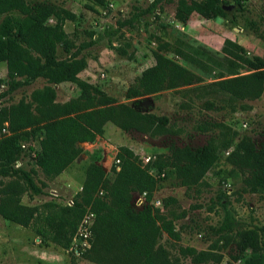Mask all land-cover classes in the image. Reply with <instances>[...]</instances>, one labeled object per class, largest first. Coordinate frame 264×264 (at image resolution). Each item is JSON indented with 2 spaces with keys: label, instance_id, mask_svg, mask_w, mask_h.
I'll use <instances>...</instances> for the list:
<instances>
[{
  "label": "trees",
  "instance_id": "16d2710c",
  "mask_svg": "<svg viewBox=\"0 0 264 264\" xmlns=\"http://www.w3.org/2000/svg\"><path fill=\"white\" fill-rule=\"evenodd\" d=\"M92 1L102 7L109 0ZM172 1L152 0L129 18L117 22L131 28L137 23L149 24L148 18L159 20L164 4ZM244 1L235 0L239 7L235 9L234 5L233 10L226 11L225 0H178L175 18L186 23L194 13L206 19L227 17L230 12L245 11ZM87 6L98 11L94 4ZM51 18L55 22L50 23ZM78 18L76 12L49 0H0V63L7 64V92L39 79L46 82L33 90L29 99L0 106V125L6 124L8 129L0 138V176L10 178L0 185V215L32 227L42 241L68 249L81 219L91 208L96 221L91 247L83 256L94 263L183 264V259L188 257L194 263L205 262L210 258L208 251L180 246L174 254L162 243L165 233L175 241L181 239L174 220L185 217L187 210L180 209L178 199L173 196L163 199L167 213H161L151 200L168 169L182 185L195 187L204 182L207 172L220 159L221 151L230 148L228 161L248 173L244 179L247 189L264 193V143L258 147L250 136L237 138L236 131L224 122L206 121L200 125L202 131L219 129V135L202 147L172 146L169 154H159L145 164L131 147L121 145L112 178L97 162L101 157L92 155L82 189L74 196L72 205L53 199L41 205L23 203L25 194L31 199L48 194L49 181L61 175L84 152L80 143H92L104 136L109 122L125 131L140 129L151 136L170 130L169 116L143 112L128 102H118L80 76L88 66L83 50L95 45L98 39L94 38L95 31H86L89 40L77 43L65 25ZM155 38L158 40L153 52L155 63L144 69L127 89V98H143L163 90L191 86L203 82L204 77L213 78L203 85L205 91L224 95L225 101L232 104L262 96L264 57L251 54L237 41L226 39L220 54L181 37L174 41ZM122 51L126 53L125 49ZM64 82L75 83L80 94L59 102L58 85ZM205 104L209 109L217 107L215 99H208ZM34 139L38 140L39 148L24 149L23 145ZM25 155H30V161L17 166L20 160H25ZM144 192L148 203L137 207L135 196ZM220 198L227 196L224 193ZM227 204L226 201L224 205ZM234 230L233 223L227 221L211 227L218 236ZM263 230L248 228L231 237L237 244L234 261L243 256V264H264ZM250 248L252 254L246 256L245 251ZM216 260L220 262L222 257Z\"/></svg>",
  "mask_w": 264,
  "mask_h": 264
},
{
  "label": "rangeland",
  "instance_id": "374dc122",
  "mask_svg": "<svg viewBox=\"0 0 264 264\" xmlns=\"http://www.w3.org/2000/svg\"><path fill=\"white\" fill-rule=\"evenodd\" d=\"M49 1L66 6L79 15L78 20L67 21L65 25L77 43L89 40L86 31L96 33L94 38L98 42L83 50L88 58V66L80 76L115 97L118 102H128L143 112L169 116L170 130L151 136L140 129L125 131L109 122L104 136L97 138L95 142L80 144L84 152L72 166L49 181L48 194L35 199L25 194L23 203L41 205L53 199L68 204L79 192L92 155L101 157L97 162L103 165L112 178L116 153L121 145L131 147L144 164V157L151 155L155 159L159 154H169L172 146L187 145L195 149L202 147L219 135L217 128L200 130V125L206 121L224 122L236 131L237 138L250 136L258 147L264 143V92L256 100L247 99L232 104L225 101L227 97L224 95L205 91L203 85L213 78L204 77L203 82L191 86L163 90L143 98H127V89L135 83L144 69L155 63L153 52L158 47L157 36L169 41L181 37L220 54L225 40L231 39L242 44L251 54L264 57V0H245V11L230 12L227 17L206 19L194 13L186 23L176 20L178 0H173L164 4L159 12V20L152 16L148 18L149 24L137 23L134 28L119 26L117 21L129 18L136 9L146 7L151 0H109L102 7L92 0ZM225 3L234 4L235 9L239 7L235 0H225ZM89 4H94L98 11L88 8ZM49 22L53 23L55 19L51 18ZM114 29H118V32L111 33ZM120 49H125L126 53ZM169 55L179 59L172 53ZM241 71L248 72L246 69ZM7 79V64L2 62L0 106L16 103L22 98L29 99L33 90L46 84L45 80L39 79L8 93ZM79 94L80 89L73 82L58 85L59 102L68 101ZM208 99H215L217 107L209 109L205 104ZM6 128V124L0 125V138L7 133L4 131ZM24 145V149L30 146L39 148L37 139ZM231 151L232 148L221 151L220 159L207 172L200 185L192 188L182 185L171 169L159 180L155 196L161 199L173 196L178 199L180 209L187 210L185 217L174 220V227L181 234V239L175 241L165 233L162 243L174 254H177L180 246H192L210 253V258L203 263H194L188 257L183 259V264H243V256L237 261L233 259L237 254V244L230 240L231 237L248 228L264 229V193L247 189L244 179L248 173L228 161ZM27 161H30V155H25L24 164ZM8 179L10 178L0 176V185ZM224 193L227 200L220 198ZM226 201L228 204L224 205ZM225 221L232 222L235 230L219 236L211 231V227ZM251 254L252 248L245 251L246 256ZM218 256L222 257L220 262L216 260ZM0 264L97 263L83 255L78 257L52 242L42 241L32 227H24L0 215Z\"/></svg>",
  "mask_w": 264,
  "mask_h": 264
},
{
  "label": "built area",
  "instance_id": "2783aa9c",
  "mask_svg": "<svg viewBox=\"0 0 264 264\" xmlns=\"http://www.w3.org/2000/svg\"><path fill=\"white\" fill-rule=\"evenodd\" d=\"M4 131L8 133L7 128L4 129ZM23 147H25V145H23ZM34 155H35V152H34ZM152 159H153V156L151 155L144 157L145 163H148ZM22 164H23V161L20 160L17 163V166H21ZM162 175L164 176L165 174H162ZM146 195H147L146 192L136 195L137 198L135 197L136 199L134 200V203L137 207H141L145 205L146 203H148L146 199ZM73 203L74 202L72 199L69 201L68 204L72 205ZM151 204L154 207L158 208L161 213H166L167 206L165 205V202L163 199L154 196L153 199L151 200ZM95 221H96L95 211H93L91 208H88V210L86 211V213L84 214L83 218L81 219L78 225L77 231L73 236L71 245L67 249L68 252L80 257L84 255V253L91 247V238L93 235V227L95 225Z\"/></svg>",
  "mask_w": 264,
  "mask_h": 264
},
{
  "label": "water",
  "instance_id": "95a60500",
  "mask_svg": "<svg viewBox=\"0 0 264 264\" xmlns=\"http://www.w3.org/2000/svg\"><path fill=\"white\" fill-rule=\"evenodd\" d=\"M226 11H231L234 9V4H228L223 6Z\"/></svg>",
  "mask_w": 264,
  "mask_h": 264
},
{
  "label": "crops",
  "instance_id": "0c3cea01",
  "mask_svg": "<svg viewBox=\"0 0 264 264\" xmlns=\"http://www.w3.org/2000/svg\"><path fill=\"white\" fill-rule=\"evenodd\" d=\"M100 137V136H99ZM99 137H97V138H99ZM88 143H90V142H81L80 144H88ZM72 166V165H71ZM103 166V165H102ZM69 168V167H68ZM67 168V169H68ZM84 182V181H83ZM83 182H82V184L80 185V187H79V191L82 189V185H83Z\"/></svg>",
  "mask_w": 264,
  "mask_h": 264
}]
</instances>
